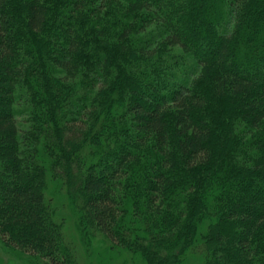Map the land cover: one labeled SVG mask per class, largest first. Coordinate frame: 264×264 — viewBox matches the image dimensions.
Listing matches in <instances>:
<instances>
[{
	"label": "trees",
	"instance_id": "trees-1",
	"mask_svg": "<svg viewBox=\"0 0 264 264\" xmlns=\"http://www.w3.org/2000/svg\"><path fill=\"white\" fill-rule=\"evenodd\" d=\"M67 198L142 264H264V0H0L3 245L84 264Z\"/></svg>",
	"mask_w": 264,
	"mask_h": 264
},
{
	"label": "rangeland",
	"instance_id": "rangeland-1",
	"mask_svg": "<svg viewBox=\"0 0 264 264\" xmlns=\"http://www.w3.org/2000/svg\"><path fill=\"white\" fill-rule=\"evenodd\" d=\"M64 192V191H63ZM69 200L64 205V212L68 213V230L74 237L80 250L84 264H142L138 258H132L125 251L111 250L107 243L101 238L96 237L91 240H83L79 229L74 227V222L77 225V216L70 211ZM78 226V225H77ZM0 264H47L43 259L38 258L15 249H11L3 245L0 240Z\"/></svg>",
	"mask_w": 264,
	"mask_h": 264
}]
</instances>
